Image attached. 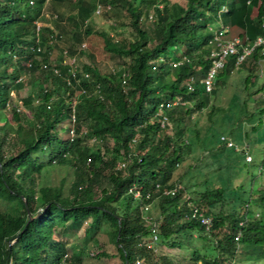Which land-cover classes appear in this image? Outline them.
<instances>
[{"label":"trees","instance_id":"obj_1","mask_svg":"<svg viewBox=\"0 0 264 264\" xmlns=\"http://www.w3.org/2000/svg\"><path fill=\"white\" fill-rule=\"evenodd\" d=\"M97 5L101 8L97 14L110 21L111 29L121 32L120 28L128 27L132 37L95 30L89 17ZM254 7L250 36L247 17ZM73 9L71 0H0V202L5 205L0 208V264H62L68 254L67 241L54 234L87 218L93 225L100 217L112 226V239L123 264H137L157 244L178 245L177 237L196 233L208 244V252L199 254L196 247L191 251L199 254L203 264H250L252 259L263 258L264 192L257 196L259 215L240 224L252 208L248 204L240 212L229 202L231 198L249 199L252 192L243 197L241 184L234 194L221 185L205 188L195 197L186 196L177 170L195 148L187 135L195 125L192 118L211 104L216 86L225 81L220 78L233 68L245 70L241 78L245 95L255 92L261 97L257 122L264 120L260 70L264 48L255 47L238 65L235 55L229 56L212 91H206L201 80L211 64L216 35L239 36L242 43L264 36V0H81L77 10ZM46 10L55 19L61 42L70 54L82 51L84 36L96 31L118 66L102 70L90 53L93 62L78 63L81 71L70 83L63 77L65 68L62 76L55 74L52 65L61 67L62 57L51 62L47 47L38 59L39 52L31 49L36 39L35 20ZM149 17L150 30L145 24ZM215 22L220 25L210 32L208 28ZM51 31V27H41L43 37ZM178 59L182 62L173 65ZM36 70L42 82L35 93L38 101L31 104L32 95L22 98L21 103L30 107L25 118H19L24 110H15L12 92L18 93L26 83L23 71ZM190 77L192 88L188 86ZM177 97L189 104L164 107L168 120L161 125L160 104ZM9 109L18 117L16 126L7 119ZM66 119L74 127L72 139L61 137L56 128ZM172 125L175 128L169 132ZM244 135L248 136L246 131ZM89 137L94 141L89 142ZM45 150L43 160L39 152ZM124 159L126 165L119 168L117 162ZM60 165L72 174L66 189L64 178L58 184L45 183L46 171ZM259 165L264 171V158ZM132 186L140 189L139 197L130 191ZM174 187V193L164 192ZM152 202L160 211L149 222L145 205ZM191 202L212 216L209 230L187 217ZM154 224L158 238L153 242Z\"/></svg>","mask_w":264,"mask_h":264},{"label":"rangeland","instance_id":"obj_2","mask_svg":"<svg viewBox=\"0 0 264 264\" xmlns=\"http://www.w3.org/2000/svg\"><path fill=\"white\" fill-rule=\"evenodd\" d=\"M74 1L77 6L81 5V0ZM88 1L95 2V0ZM255 13L256 8L254 7L247 17L250 36L254 32L251 19ZM150 20V17L145 20V24L149 30L152 28ZM89 22L92 23L95 30L107 29L110 33H115L116 36H119L121 32L129 37L131 36L128 27L120 28L121 32H117L111 29L109 25L110 21L105 19L101 14L94 13V11H92ZM215 23L211 24V27L208 28L210 32H214L217 29ZM60 38L62 39V36ZM82 42L84 49L75 54L79 64L83 65L93 62L90 57V53H92L102 70L118 66L119 62L106 49L104 40L99 33L94 31L85 35ZM207 47H210V44ZM63 48L67 47L61 40L50 48L48 55L51 62H57ZM44 52L36 54L35 57L41 59ZM260 70L264 72V65ZM244 71L233 68L229 74L222 75L220 79H224L225 81L216 86L212 93L211 104L196 115V118H192L195 125L189 128L187 135L189 139L194 140L195 148L187 155L186 160L178 166L177 170L181 174L178 183L181 186H185L186 196L195 197L205 188H214L221 185L227 186L229 192L234 194L236 186L241 184L243 188L240 190V194L243 197L251 196V192L253 195L249 199L243 198L240 201L231 198L232 200L229 204L238 208L240 212H243L247 204H250L254 211H259L257 196L264 192V171L263 169H259L258 165L260 161L259 155L261 154V150H263L264 144V120L260 123L257 121L254 123L256 125L255 132L247 124L249 122L246 119L254 122L259 116L257 113L259 104H253V100L258 99L259 95H256L255 92L251 93V96L245 95L244 85L241 83V78L245 75ZM21 77L26 83L19 88L18 93L12 92V96L14 102H17L21 110H24L19 114V118H25V115L28 114L25 111H29L30 105H23L21 99L27 95H32L34 96V100L31 104L37 103L38 97L35 93L40 88L42 82L39 81L41 77L38 70L35 72L23 71ZM168 79L170 80L171 78L168 77ZM261 80H264V76L261 77ZM251 90H254L253 87L250 88ZM7 112L8 121L13 126H16V118L18 117L10 109ZM250 113L253 114L249 115ZM238 115L241 118H236ZM228 116H231V118H227ZM61 126L64 128L60 129ZM71 127L72 123L66 119L59 122L56 128L61 137H69V129ZM174 128L175 126L172 125L168 131L173 132ZM245 131L248 135L246 138L244 135ZM222 132L232 135L234 140L233 147L218 146L220 143L218 137H220L219 135ZM255 134L259 135L256 142L253 138ZM92 141H94V137H89V142ZM246 143L249 145L247 148L244 147ZM242 148L251 153V161H246L245 151H242ZM47 153L48 150H45L43 153L39 152V155L43 160H46ZM62 178H64V189H66L67 184L72 178V174L63 165L54 166L46 171L45 183L58 184ZM258 185H261V187H258ZM4 207V203L0 202V208ZM159 211V205L152 202L149 208L150 214L155 217ZM90 220V218H87L77 224H68L67 227L59 229L54 234L55 238L67 241L68 254H66V259L62 264H123L112 239V226L109 224V221L100 217L98 222L91 225ZM177 239L180 240V244L178 245H170L168 243L157 244L153 253L147 259L139 261L137 264H203L202 260L198 259V255L208 252L206 246L208 244L198 237L197 233L192 236L177 237ZM195 247L199 250V254L191 252L192 248ZM101 251H106L112 255H102ZM96 252L99 254H96ZM164 256H166V262L164 261ZM195 260L196 263H194ZM257 261L254 260L253 262L257 263Z\"/></svg>","mask_w":264,"mask_h":264},{"label":"built area","instance_id":"obj_3","mask_svg":"<svg viewBox=\"0 0 264 264\" xmlns=\"http://www.w3.org/2000/svg\"><path fill=\"white\" fill-rule=\"evenodd\" d=\"M222 10H226V6L222 5ZM101 10L100 6L97 5L95 8V13H99ZM88 19L85 20V23H87ZM36 23V39L35 44L31 46V49L33 51H37L39 53H43V51H46L47 47H49L47 52H50V48L53 47L58 43L59 40H61V34L58 33L56 30H52L49 34L46 36H42L41 34V23L38 20H35ZM264 24V23H263ZM223 30H227V26L222 27ZM112 34V33H111ZM213 47L210 50V56H211V64L206 71L205 75L201 79L204 85V88L206 91H212L215 83V78L217 76V73L221 67L225 65L227 62V59L231 55H235V65L240 64L251 52L252 50L260 46L264 48V36L263 35H257L253 40H249L246 43H242L239 36H235L233 38H221L220 35H216L213 40ZM83 45V42L82 44ZM49 54V53H48ZM61 67L58 65H55L53 63V71L55 74L62 76V67L65 68L64 71V78L67 80L68 83L71 82L72 78L76 76L77 72L81 71L78 65L77 56L74 54H70L67 48H63L62 54H61ZM182 62V59L173 60L172 64L177 65ZM30 61L28 62V65H30ZM48 64L43 63V66L46 67ZM84 75L88 77V72H84ZM188 86L189 88H192L191 81L193 80V77L189 78ZM99 85L97 84L95 89L99 92ZM84 90V89H83ZM182 103V104H189V101L181 100L180 98L173 99L170 103H161L160 104V111H159V120L161 125H165L166 121L168 120L167 114L164 112L165 108H170L171 106ZM13 107L16 111H20V105L15 102L13 104ZM72 122L75 120V115L72 113L71 115ZM70 135L69 137L72 139L75 135L74 127L72 126L70 129ZM221 139L226 140L224 136H221ZM227 145H232L233 141L226 140ZM246 159L251 160L252 156L251 154H246ZM127 160H119L117 162V165L119 168H122L126 165ZM176 190V187L172 189H166L165 193H174ZM130 191L133 192L135 197H139L141 195L140 189L136 186H132ZM148 196V195H147ZM191 209L189 214H187V217L195 218L200 221V223L204 226L206 230H209L212 224V216L209 214H206L203 209L199 208L196 204L193 202L190 203ZM150 204L145 205V209H149ZM145 218L150 222L153 221V216L150 213L145 214ZM242 224V221L240 222ZM240 236V231L236 234L235 239L238 240ZM158 238L157 231H156V225L152 227V239L151 241H156ZM152 242V243H153ZM150 243L149 245H152ZM233 264V263H231Z\"/></svg>","mask_w":264,"mask_h":264},{"label":"crops","instance_id":"obj_4","mask_svg":"<svg viewBox=\"0 0 264 264\" xmlns=\"http://www.w3.org/2000/svg\"><path fill=\"white\" fill-rule=\"evenodd\" d=\"M71 2L73 3V11L74 10H77V8L79 7V6H77L74 2V0H71ZM63 7V6H62ZM51 16H52V14H51V12L49 11V10H46L44 13H43V16L41 17V19H39L38 21H41V22H43V23H41V25L42 26H48V27H51L52 28V30H56L58 33H60L59 31H58V29H57V25L55 24V19L54 18H51ZM91 17V16H90ZM89 17V18H90ZM216 24V26L218 27L219 25H220V22H217V23H215ZM213 25V24H212ZM210 27H211V25H210ZM53 28H55V29H53ZM61 34V33H60ZM43 36V35H42ZM261 53H263V55H262V57H260V68L262 69V66L264 65V49H261V51H260ZM261 76L263 77L264 76V72L263 71H261ZM256 95H258V94H256ZM263 95H264V92H263ZM261 97H259L258 96V99H254L253 100V104H255V105H257V104H259V108H261L262 106H263V103L261 102ZM258 108V109H259ZM257 109V110H258ZM258 120V118L254 121V122H250L248 119H246V121H248L249 123H247V124H249L250 126H252V125H254V123H256V121ZM253 130V132H255L256 130H255V128H253L252 129ZM220 137H218V141L220 142L219 144H218V146H220V147H233V145H234V140H233V137H232V135L231 134H227L226 132H222L220 135H219ZM221 136H224L225 138H226V140H231V141H233V144L232 145H227L226 144V140H224V139H221ZM259 135L258 134H255V135H253V138L255 139V142L257 141V137H258ZM247 136H245V138H246ZM249 145H248V143H246L245 144V146L244 147H248ZM245 148H242V151H245L244 150ZM247 153H249V154H251L250 152H247V151H245V156H246V154ZM261 154L259 155V160L261 159V158H264V144H263V150H261V152H260ZM245 159H246V157H245ZM252 160V159H251ZM250 160V161H251ZM246 161H249V160H247L246 159ZM259 163H260V161L258 162V165H259ZM259 169H261L262 170V167H260V165H259ZM248 207H249V205L247 204L246 205V208L244 209V210H246V209H248ZM252 208V207H251ZM259 215V211H254V209L252 208V210H249L248 209V211L247 212H245V216H244V218L242 219V220H240V222L242 221V224L245 222V221H247L248 219H252V218H254V217H257ZM241 224V223H240ZM240 234H241V232H240ZM256 260H258L257 261V263L256 262H253L254 261V259H252V260H250V264H264V257L263 258H259V259H256ZM231 263H233V264H237L236 262H231ZM230 263V264H231ZM239 264V263H238ZM241 264H248L247 262H244V263H241Z\"/></svg>","mask_w":264,"mask_h":264},{"label":"water","instance_id":"obj_5","mask_svg":"<svg viewBox=\"0 0 264 264\" xmlns=\"http://www.w3.org/2000/svg\"><path fill=\"white\" fill-rule=\"evenodd\" d=\"M44 209V207L43 208H39L38 209V211H37V213L35 214V215H38L39 213H41V211ZM29 218H31V217H29Z\"/></svg>","mask_w":264,"mask_h":264}]
</instances>
